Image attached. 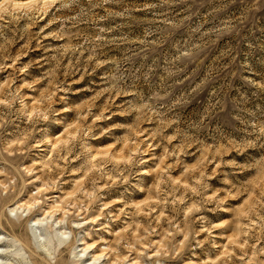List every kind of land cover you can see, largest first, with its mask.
Masks as SVG:
<instances>
[{"label":"rangeland","instance_id":"374dc122","mask_svg":"<svg viewBox=\"0 0 264 264\" xmlns=\"http://www.w3.org/2000/svg\"><path fill=\"white\" fill-rule=\"evenodd\" d=\"M0 236L12 264H264V0H0Z\"/></svg>","mask_w":264,"mask_h":264},{"label":"bare ground","instance_id":"6f19581e","mask_svg":"<svg viewBox=\"0 0 264 264\" xmlns=\"http://www.w3.org/2000/svg\"><path fill=\"white\" fill-rule=\"evenodd\" d=\"M30 2H32V1L23 2V4H24V3H30ZM17 3H18V2H17ZM19 4H22V2L19 3ZM43 220H46V218H44V219H38V220L36 221V223H41V222H43ZM59 231H61V228H60ZM65 233H66V232H62V234H65ZM0 241H1V236H0ZM89 249H90V247L85 248L83 253H86ZM1 252H2V249L0 248V264H12V263H8V262H7V263H3L2 258H4V257H3V255L1 254ZM101 257H102L101 255L98 256V257H94V262L99 261V260L101 259Z\"/></svg>","mask_w":264,"mask_h":264}]
</instances>
